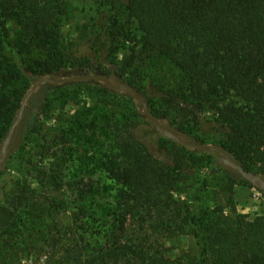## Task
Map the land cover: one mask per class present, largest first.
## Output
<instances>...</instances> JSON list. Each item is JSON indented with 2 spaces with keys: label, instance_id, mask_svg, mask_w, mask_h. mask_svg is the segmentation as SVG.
Wrapping results in <instances>:
<instances>
[{
  "label": "trees",
  "instance_id": "16d2710c",
  "mask_svg": "<svg viewBox=\"0 0 264 264\" xmlns=\"http://www.w3.org/2000/svg\"><path fill=\"white\" fill-rule=\"evenodd\" d=\"M72 1L0 0V148L31 83L91 68L89 59L67 54L61 44ZM104 2L115 34L110 41L131 51L127 66L151 72L156 79L148 86L161 91L166 109L189 116L191 130L217 126L225 156L264 180V0ZM9 25L16 44L8 39ZM24 52L36 59L27 61ZM160 76L170 78L164 88L156 81ZM34 97L20 122L30 134L39 133L41 101ZM125 128L110 131L113 158L104 160L103 176L112 188L106 198L73 191L79 214L69 225L58 220L65 201L38 192L40 185L63 180L62 159L39 171L35 185L20 183L0 201V264H264V214L242 219L231 196L227 209L187 205L175 195L179 167L156 157L143 135ZM213 161L229 188L244 182ZM186 235L194 237L197 253L169 254L166 242Z\"/></svg>",
  "mask_w": 264,
  "mask_h": 264
},
{
  "label": "rangeland",
  "instance_id": "374dc122",
  "mask_svg": "<svg viewBox=\"0 0 264 264\" xmlns=\"http://www.w3.org/2000/svg\"><path fill=\"white\" fill-rule=\"evenodd\" d=\"M72 6V15L61 28V44L67 54L82 61L89 59L91 68H82V71L71 68L61 75L42 78L98 75L107 78L112 85L123 84L143 100L156 123L147 118L143 104L126 91L112 90L99 80L86 78L59 84H39L32 93L36 100L41 101V106L36 109L39 133L30 134L20 122L27 105L28 99L24 103L26 94L35 81L27 87L21 103L23 109H19L20 115L8 127L1 143L0 170L3 169V173L0 174V201L8 197L20 183L35 185L39 171L52 169L55 165L50 163L62 159L63 180L58 184L53 183L50 188L40 185L38 192L41 196L65 201L58 220L64 226L69 225L74 219H78L79 214L74 209L77 204L72 202L73 191H79L82 196L93 193L96 198H106L112 188V184L105 181L103 176L106 167L104 160H108L109 156L113 158L108 150L110 131L114 127H121L122 131L125 127H130L136 134L145 137L144 141L150 144L151 152L156 157L165 160L172 167H179L175 171V195L187 205L194 206L199 202L204 210L222 206L227 209L226 201L231 196L235 213L242 219L254 220L263 216L264 180L260 175L245 171L248 176H258L263 184L258 179L244 177L238 170L223 163L218 153L208 151L212 156L205 155L203 150L185 147L173 139L221 149L218 142L222 133L212 124L202 126L204 128L201 131L191 130L189 116H184L180 109H166L161 91L151 90L152 87L148 86L156 79L153 74L142 71L137 73L134 67L127 66L125 57L131 51L117 41H110L115 34L111 35L113 32L107 25L110 12L104 0H73ZM7 28L8 39L16 44V29L12 25ZM131 29H135L134 24ZM138 48L139 46L136 49ZM24 53L27 61L36 59V55ZM169 80V77L160 76L156 81L164 88ZM104 89L108 91L105 93ZM151 111H156L155 117ZM199 117L210 115L201 113ZM156 126L160 131L156 130ZM180 146L186 149H181ZM213 159L218 160L229 175H239L244 182L229 188L226 174L222 169L217 170ZM226 159L233 162L227 157ZM205 180H208L206 186ZM77 183L79 188L76 187ZM165 247L169 249V254L180 250L197 253L192 235L168 241Z\"/></svg>",
  "mask_w": 264,
  "mask_h": 264
},
{
  "label": "water",
  "instance_id": "95a60500",
  "mask_svg": "<svg viewBox=\"0 0 264 264\" xmlns=\"http://www.w3.org/2000/svg\"><path fill=\"white\" fill-rule=\"evenodd\" d=\"M86 78H94L96 80H99V81L105 83L112 90L122 89V90L126 91L129 95H131L133 98L139 100L143 104V111H144L145 115L147 116V118L150 121H152L153 123H156V120L150 115L145 103L143 102V100L136 93L131 91L127 86H125L123 84L112 85L111 82L107 78L102 77V76H98V75H84V76H80V77L62 78V79H48V78L38 79L35 82V84L31 87L29 92L26 94L24 103L29 98V96L33 93L35 88L41 83L59 84V83L70 81V80H82V79H86ZM19 115H20V112H19ZM16 123H17V121L14 123V125ZM156 130L160 131V128L158 126H156ZM173 139L175 141L181 143L183 146L188 147V148L200 149V150H203V151L216 152V153L219 154V157L222 159L223 163H225L226 165L238 170L244 177H247L249 179H258L263 184V181L258 176H256V175L248 176V174L243 170V168L241 166H239L236 163H233V162L227 160L226 157L224 156L223 151L221 149L216 148V147H211L209 145H200V144H191V143L182 142L181 140H179L177 138H174V137H173Z\"/></svg>",
  "mask_w": 264,
  "mask_h": 264
}]
</instances>
